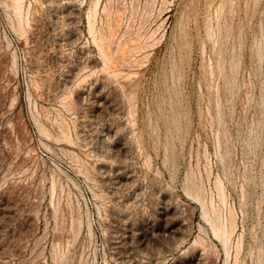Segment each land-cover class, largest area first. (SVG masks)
I'll list each match as a JSON object with an SVG mask.
<instances>
[{
    "label": "rangeland",
    "instance_id": "obj_1",
    "mask_svg": "<svg viewBox=\"0 0 264 264\" xmlns=\"http://www.w3.org/2000/svg\"><path fill=\"white\" fill-rule=\"evenodd\" d=\"M17 1L0 264H264V0Z\"/></svg>",
    "mask_w": 264,
    "mask_h": 264
},
{
    "label": "bare ground",
    "instance_id": "obj_2",
    "mask_svg": "<svg viewBox=\"0 0 264 264\" xmlns=\"http://www.w3.org/2000/svg\"><path fill=\"white\" fill-rule=\"evenodd\" d=\"M15 1H17V0H15ZM18 2H20V0L17 1V3H18ZM14 3H15V2H14ZM11 4H12V3H11ZM14 5L16 6L17 4H14ZM11 7H12V6H11ZM17 7H18V6H17ZM17 7H15V8H17ZM17 10H18V9H17ZM15 12H16V10H15ZM19 12H21V11H19ZM19 12H18V14H19ZM16 17L18 18V16H16ZM88 18H89V17H88ZM15 20H16V19H15ZM18 23H19V22H18ZM92 23H93V22H92ZM17 26H18V25H17ZM89 30H90V29H89ZM91 31H92V29H91ZM109 31H110V30H109ZM109 31H108L107 33H109ZM102 36H103V34H102ZM109 36H110V34H109ZM111 36H112V35H111ZM98 37H99V36H98ZM110 38H112V37H110ZM110 38H109V39H110ZM112 39H113V38H112ZM112 39H110V40H112ZM100 40H102V39H100ZM112 41H113V40H112ZM99 42H100V41H99ZM98 45H99V44H98ZM99 46H100V45H99ZM102 46H103V45H102ZM99 48L101 49V46H100ZM105 49H106V48H105ZM101 51H102V50H101ZM106 51H107V50H106ZM104 52H105V51H104ZM102 53H103V52H101V54H102ZM105 53H106V52H105ZM104 55H105V54H104ZM105 56H106V55H105ZM105 56H104V57H105ZM101 58H102V57H101ZM103 60H104V59H103ZM106 60H107V59H106ZM109 60H110V59H109ZM110 64H111V63H110ZM107 66H109V65H107ZM110 67H111V66H110ZM112 69H113V68H112ZM60 127H61V126H60ZM60 130H61V129H60ZM62 132H63V131H62ZM63 133H64V132H63ZM64 134H65V133H64ZM67 139H68V138H67ZM192 184H193V183H192ZM191 192H192V191H191ZM192 194H193V193H192ZM200 194H202V193H200ZM199 196H200V195H199ZM201 196H202V195H201ZM200 198H201V197H200ZM210 207H211V206H210ZM215 208H216V207H215ZM204 210H205V209H204ZM210 210H211V209H210ZM217 212H218V210H217ZM213 214H214V213H213ZM213 214H212V215H213ZM214 215H215V214H214ZM214 215H213V216H214ZM215 219H216V215H215ZM216 220H218V219H216ZM215 223L217 224V221H216ZM231 224H232V223H231ZM218 225H219V224H218ZM218 225H216V227H217ZM212 227H213V226H212ZM216 227H215V228H216ZM218 228H219V227H218ZM230 228H231V227H230ZM212 229H213V228H212ZM216 229H217V228H216ZM228 230H229V229H228ZM213 231H214V230H213ZM217 231L219 232L218 229L216 230V233H217ZM220 231H222L221 228H220ZM229 232H230V230H229ZM221 233H223V232H221ZM230 233H231V232H230ZM230 233H229V234H230ZM219 234H220V233H219ZM224 234H225V233H224ZM224 234H222L221 236H224ZM217 235H218V233H217ZM228 237H229V236H228ZM220 238H221V237H220ZM221 239H222V238H221ZM228 239H229V238H228ZM228 239H226V240H228ZM223 240H224V239H223ZM226 240H225V241H226Z\"/></svg>",
    "mask_w": 264,
    "mask_h": 264
}]
</instances>
